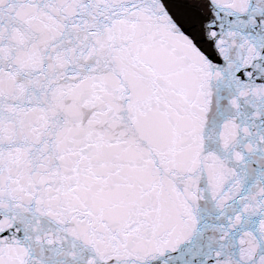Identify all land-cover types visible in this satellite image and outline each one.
Wrapping results in <instances>:
<instances>
[{
    "label": "snow or ice",
    "instance_id": "1",
    "mask_svg": "<svg viewBox=\"0 0 264 264\" xmlns=\"http://www.w3.org/2000/svg\"><path fill=\"white\" fill-rule=\"evenodd\" d=\"M0 264H264V0H0Z\"/></svg>",
    "mask_w": 264,
    "mask_h": 264
}]
</instances>
